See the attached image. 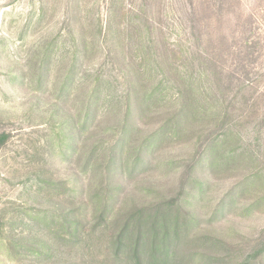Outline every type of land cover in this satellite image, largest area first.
I'll return each mask as SVG.
<instances>
[{
    "label": "rangeland",
    "instance_id": "rangeland-1",
    "mask_svg": "<svg viewBox=\"0 0 264 264\" xmlns=\"http://www.w3.org/2000/svg\"><path fill=\"white\" fill-rule=\"evenodd\" d=\"M129 109L126 159L165 129L137 174L115 182L122 199L194 196L195 244L172 264H237L261 247L264 0H0V264H133L127 250L115 254L124 220L94 221L102 182L85 168L96 144L104 161ZM219 138L222 168L189 175V161ZM185 174L206 186L202 198L181 185ZM70 214L78 241L61 227Z\"/></svg>",
    "mask_w": 264,
    "mask_h": 264
},
{
    "label": "trees",
    "instance_id": "trees-1",
    "mask_svg": "<svg viewBox=\"0 0 264 264\" xmlns=\"http://www.w3.org/2000/svg\"><path fill=\"white\" fill-rule=\"evenodd\" d=\"M249 47V46H248ZM96 90L91 94L90 103L96 100ZM89 105L86 113V120L83 122L82 130L84 126L89 127V120L93 115L92 105ZM94 116V115H93ZM164 126L159 128L151 137H149L139 147L134 148V155L128 153L129 156L126 159V149L131 145L132 137L134 135L135 126L132 123V116L130 109L121 121L120 129H118L116 137L111 141L112 144L104 148V161L100 164L96 162L101 155L99 151L100 147H104L101 143L96 144L92 151L89 153L86 161L85 168H91L94 175L101 177V189L98 192L103 194L101 198V205H97V214L93 218L97 221V225L105 222L107 225L111 214L116 212V223L119 219L124 220L120 234L116 238L115 254H119L121 250H127V259L130 257L133 264H172L175 262V256L178 258L183 252L182 249L186 245H191V242L195 244L193 237L191 236L193 230L198 226V220L192 212H190L186 205H190V198L193 195L186 194L182 196L178 195L177 198H171L167 200H159L152 202H140L135 196H129L127 199H122L121 193L123 191L122 184L116 185L115 182L120 180V177L128 173L129 177H133L140 170V166H144L142 159L143 152L147 153L158 146L162 136L164 135ZM226 139H217L208 145H203L201 151L197 152L196 157L190 160L187 166L189 169V175L199 169L204 163L214 168L223 166L226 159L222 156L221 145ZM4 144L2 136H0V146ZM131 148V147H130ZM98 154V157L96 156ZM102 156V157H103ZM134 157V158H133ZM131 158H133L131 160ZM127 166V171L125 167ZM228 166V165H227ZM139 169V170H138ZM98 172L101 174L99 175ZM186 178L187 174L184 175ZM119 177V179H118ZM185 178V179H186ZM118 179V180H117ZM183 180L181 185L184 187L187 183L199 194H196L199 198L203 197L206 192V186L195 178L188 177L187 180ZM252 180H246L238 183L232 188L219 202L213 211L212 218L224 213V211L234 204L233 193L237 191L238 194L241 191L246 190ZM182 193V192H181ZM155 194V192H154ZM161 195V194H157ZM198 197L196 199H198ZM98 196L92 198L96 201ZM181 202V206L178 203ZM262 201H259L260 203ZM100 207V208H99ZM254 204L250 207L253 209ZM109 216V218H107ZM92 218V220H93ZM79 221L73 220V216L65 215L61 219V227L63 230H67L71 239H79ZM199 241L198 238H196ZM211 239H209L210 241ZM212 243V240L210 241ZM181 252V253H180ZM247 255V254H246ZM264 256V231L263 239L261 241V247L254 253L248 254L243 259L237 262V264H253L252 260L256 256Z\"/></svg>",
    "mask_w": 264,
    "mask_h": 264
}]
</instances>
